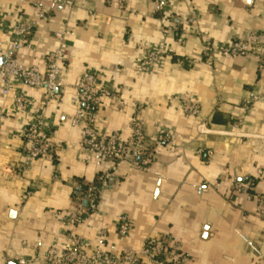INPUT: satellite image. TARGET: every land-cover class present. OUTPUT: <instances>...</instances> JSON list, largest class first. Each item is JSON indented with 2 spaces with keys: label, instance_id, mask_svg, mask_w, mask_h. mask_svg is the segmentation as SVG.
Here are the masks:
<instances>
[{
  "label": "crops",
  "instance_id": "0c3cea01",
  "mask_svg": "<svg viewBox=\"0 0 264 264\" xmlns=\"http://www.w3.org/2000/svg\"><path fill=\"white\" fill-rule=\"evenodd\" d=\"M59 1L0 0V42L12 39L19 21L36 18V8L46 14L17 55L23 67L44 71L46 55L59 49L62 37L67 44L64 88L44 107L54 160L26 167L23 153L22 133L46 101L45 91L15 83L4 96L0 86V264H45L51 249L58 256L68 250L73 233L94 247L114 248L115 255L140 251L144 242L159 238L181 246L185 264H264V212L256 201L264 196V105L244 108L251 93L264 92V65L255 57L213 66L203 59L208 42L230 43L252 32L264 36V0H127L125 8L120 0H87L70 8ZM156 2L163 12L156 13ZM191 12L196 20L185 26ZM176 26L189 32L184 43ZM154 49L172 54L159 70L144 73L139 63ZM5 61L0 53V64ZM85 71L113 94L104 100L100 134L128 139L138 118L150 146L164 130L175 137L157 146L148 171L129 161L116 170L111 164L102 168L112 178L99 210L72 228L68 215L87 207L78 190L102 173L85 162L81 128L71 124ZM19 94L34 103L33 114L16 109ZM191 98L200 104L198 118L184 112ZM250 179L257 182L253 198L237 197L233 182ZM122 216L132 223L126 238L118 234Z\"/></svg>",
  "mask_w": 264,
  "mask_h": 264
},
{
  "label": "built area",
  "instance_id": "2783aa9c",
  "mask_svg": "<svg viewBox=\"0 0 264 264\" xmlns=\"http://www.w3.org/2000/svg\"><path fill=\"white\" fill-rule=\"evenodd\" d=\"M87 0H60V4L68 8L74 4ZM189 2V0H181ZM127 0H120V8H125ZM164 6L156 2V13H161ZM37 16L33 19L21 20L13 28V37L9 42H0V53L5 57L4 64H0V86L2 94L7 96L14 84H21L31 89H42L45 91L46 101L41 104L37 112H34V103L25 94L15 97V107L20 112H34L31 121L22 133L24 141L23 153L26 160V167L39 159L54 160L56 146L53 141V127L46 119L44 107L50 100L55 99L58 93L64 88L62 62L65 58L67 44L62 37L59 49L46 55V69L25 68L18 63L17 55L26 49L34 34L38 22L46 19V14L41 7L36 8ZM196 20V14L191 12L186 25L192 24ZM178 33L179 42L184 43L188 31L174 28ZM181 31V32H180ZM60 37V36H59ZM264 50V36L252 32L246 39H239L230 43L215 45L208 42L204 50V61L213 66L221 60H237L238 58L255 57L264 65L262 51ZM172 51L150 50L139 63V68L144 73H153L159 70L165 63L166 57ZM192 66L194 62H189ZM113 96L112 91L99 85L98 76L85 71L77 84L75 103L78 107L71 124L81 128L80 145L84 151L85 162L92 163L102 170L94 183L88 184L87 189L79 194V201L85 202L87 207L79 205V210L67 217V224L72 228L82 225L93 214L97 213L100 207L102 193L109 187L111 177L110 172L103 171L107 164H111L112 169L125 161L132 162L139 168L148 171L155 162L157 156V146L167 144L174 139L173 132L164 130L157 136L156 145L150 146L147 143L146 127L142 120L136 118L132 123V135L124 139L119 135L104 136L98 131L100 114L104 108V100ZM264 105V92L261 94L251 93L244 102L246 110L251 109L255 104ZM185 114L191 118L200 116V104L196 99L185 100L183 103ZM208 160H211L213 153L206 152ZM220 187L219 184L216 188ZM256 180H235L232 191L237 197L253 198L256 190ZM29 195V194H28ZM27 195V196H28ZM25 196V198H27ZM258 210L264 212V196H257ZM132 223L127 217L118 219V234L121 238L130 235ZM104 234L100 236L103 240ZM69 248L61 256L55 249H51L45 256V264H185L188 260L184 255L181 246L171 244L169 240L150 238L142 244L140 251L127 248L121 254L115 255L114 248L105 250L101 246L94 247L85 238L71 234ZM102 243V241H101ZM18 264H27L25 260L19 259Z\"/></svg>",
  "mask_w": 264,
  "mask_h": 264
},
{
  "label": "trees",
  "instance_id": "16d2710c",
  "mask_svg": "<svg viewBox=\"0 0 264 264\" xmlns=\"http://www.w3.org/2000/svg\"><path fill=\"white\" fill-rule=\"evenodd\" d=\"M87 185H82L80 190H78L77 194H80L82 191H85L87 189Z\"/></svg>",
  "mask_w": 264,
  "mask_h": 264
},
{
  "label": "water",
  "instance_id": "95a60500",
  "mask_svg": "<svg viewBox=\"0 0 264 264\" xmlns=\"http://www.w3.org/2000/svg\"><path fill=\"white\" fill-rule=\"evenodd\" d=\"M10 264H14V263H10Z\"/></svg>",
  "mask_w": 264,
  "mask_h": 264
}]
</instances>
